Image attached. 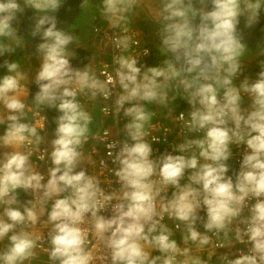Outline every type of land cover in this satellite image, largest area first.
<instances>
[{"label": "clouds", "instance_id": "9594fccd", "mask_svg": "<svg viewBox=\"0 0 264 264\" xmlns=\"http://www.w3.org/2000/svg\"><path fill=\"white\" fill-rule=\"evenodd\" d=\"M67 2L0 0V264H264V59L245 75L264 57V39L250 47L264 0H82L120 53L114 76L73 65ZM29 36L34 80L8 58Z\"/></svg>", "mask_w": 264, "mask_h": 264}, {"label": "trees", "instance_id": "16d2710c", "mask_svg": "<svg viewBox=\"0 0 264 264\" xmlns=\"http://www.w3.org/2000/svg\"><path fill=\"white\" fill-rule=\"evenodd\" d=\"M96 2L98 3L99 0H96ZM81 3H82V0H68L66 6L61 10L60 17H59L60 18V24L58 25V27H60L61 29L66 31V30L75 29V28L76 29H84L86 26L89 25V23L93 28L94 25L102 23V22H99L97 20L93 21L92 16L90 15V11L87 13V11L82 9ZM33 14H34L33 10H27L26 17H30ZM23 27L25 29H27V27H28L27 19H25V23H24ZM261 39H264V21H262L261 25L257 29L256 33L253 35V37L250 38V47L253 49V51H256V42L258 40H261ZM156 41L159 42L158 37H156ZM40 42H42V41L40 40L39 37L32 38L29 36L27 46L30 47V50H36V46ZM146 42L148 43L147 40H146ZM76 51H77V56H76V59L74 60V62H75V65L77 67L81 68L82 65H84L86 63V61L88 60L89 56L91 55L92 50H90L88 48H86V49L78 48ZM153 58H154V54H153ZM153 61H154V59H153ZM4 74H7L6 69H0V76H2ZM254 75H255V73H254ZM36 91H38V88L33 83L31 85V94L34 95ZM186 106H188V105H186ZM98 110H99V108H98ZM46 115H47V123L49 124V127H52L51 129L55 130V127H56L54 125L55 117L58 116L59 113L55 110V111H52V113L48 116V111H47ZM24 122H27V121H24ZM51 122H53V123L50 124ZM5 127L6 126L0 127V133H3Z\"/></svg>", "mask_w": 264, "mask_h": 264}, {"label": "built area", "instance_id": "2783aa9c", "mask_svg": "<svg viewBox=\"0 0 264 264\" xmlns=\"http://www.w3.org/2000/svg\"><path fill=\"white\" fill-rule=\"evenodd\" d=\"M97 21L99 22H102L100 21L98 18L96 19ZM103 23V22H102ZM94 26L95 27H99L101 29V31L99 33H97L95 30H94ZM93 26V30L95 32V34L99 37L102 35V37L104 38L105 37V32H104V24H96ZM109 34L111 33V29L108 30ZM100 38V37H99ZM145 47H151L147 42L146 40L142 37V42H141V51H143V48ZM108 51L110 52V56L104 60H101L100 57L95 64L97 65V67H102L104 64H107L109 65V73L112 74L113 76L115 75V69L118 67V65H116L114 63V60H113V57H115L116 55H119L120 53L117 51V50H114L113 48L111 47H108ZM151 55L149 56H144V57H141V62H143L144 60H146L147 58H149ZM111 101H108V102H104V103H110ZM249 101H247V98H246V103H248ZM103 106V103H101L100 105H98L97 107H102ZM182 108V107H181ZM189 107H184L182 108V110H184L185 112L189 111L188 109ZM47 116V115H46ZM123 123L124 121H122L121 123V127L123 126ZM48 133H49V130L47 128V120H46V127H45V130L44 132L42 133V135L45 136V140H46V143L45 145H43L42 147H48V142H49V139H48ZM175 133L170 135L169 136V143L168 144H163V143H155L153 145V148H154V155H159L160 153H163L166 149L168 151H171V147H170V144H171V141L175 138ZM116 138H119V139H122V137H116ZM235 151L237 152H242V149H235ZM239 156H237V158L233 159L231 161V164L233 166L234 169H238L239 168ZM33 161L35 162V155L33 157ZM50 166V163L47 162V161H42L39 163V166H38V171H40L41 173H46L47 171V167ZM109 166H111V164H109ZM24 195V194H23ZM25 196V195H24ZM26 197V196H25ZM27 198H30V197H27ZM205 213L202 212L201 215H204ZM247 214V213H246ZM105 215H110V213H105ZM237 250H243V251H247V249L245 248L244 245H239L237 244L233 249H231L230 251H232L233 253H237ZM221 251H225V250H221ZM214 261H215V257H214Z\"/></svg>", "mask_w": 264, "mask_h": 264}, {"label": "crops", "instance_id": "0c3cea01", "mask_svg": "<svg viewBox=\"0 0 264 264\" xmlns=\"http://www.w3.org/2000/svg\"><path fill=\"white\" fill-rule=\"evenodd\" d=\"M91 12V11H90ZM90 15L92 16V13H90ZM144 26H141L140 25V28L143 29L142 31V37L148 41L151 40V37L148 35V31L146 28H142ZM67 32H69L70 34H73L74 36H79L80 35V32L78 29H70V30H66ZM146 36V37H145ZM81 38V45L80 46H77L75 43L73 44H70L69 45V49H72V50H77L78 48H84L86 49L87 46L86 45H89V49L92 50L91 51V55L89 56L88 60L86 61V63L84 65H82L81 68L87 66L89 63H96L99 59V55H98V51L94 50V45H95V41L94 39H88V42H87V38L84 37L82 38L81 36H79ZM99 37L97 36L96 39H98ZM149 39V40H148ZM156 39V38H155ZM87 42V43H86ZM157 42V41H156ZM149 45H151V43H149ZM33 54V55H37L35 57V62H28V60L30 59V55L29 54ZM77 53V51H76ZM26 54V55H25ZM155 54V52L153 53ZM153 54H151V56H153ZM27 56V57H26ZM30 56V57H29ZM9 59L11 60H20V61H23L26 65V70L28 71L29 75H30V80H34V76L36 74V72L38 71L39 69V66H40V63H41V59L39 57V54L36 53V50H30V47L29 46H26L24 49L22 50H18L13 56L11 57H8ZM94 58V59H93ZM153 57H151V60H152ZM73 65L75 67H77L75 65V62L73 61ZM254 76V74H252ZM33 83L30 82L29 84V88H30V92H31V85ZM54 131V130H53ZM2 151H11V149H3ZM24 196V195H23ZM24 199H28L27 197L24 196ZM179 236V235H178Z\"/></svg>", "mask_w": 264, "mask_h": 264}, {"label": "rangeland", "instance_id": "374dc122", "mask_svg": "<svg viewBox=\"0 0 264 264\" xmlns=\"http://www.w3.org/2000/svg\"><path fill=\"white\" fill-rule=\"evenodd\" d=\"M89 11H91V10H88L87 13ZM90 13H92V11ZM101 24H103V23H101ZM142 28H144V27H142ZM78 30L80 32L79 36H81L82 38L86 37L87 38V42H88V39H94V41H95L94 50L98 51V55H99L101 60H104V59H106V58H108L110 56V52L108 51V47H104L103 45L100 44V40L103 39L102 35L99 36L100 38L96 39L97 35L95 34V32H94L92 26L90 25V23L84 29H78ZM86 46L89 49V45H86ZM253 53H254V56H255L256 51H253ZM29 55L31 57L29 56L30 59L28 60V62H35V57L37 55H33L31 53ZM153 59H154V61H153ZM163 59H164V57L160 56L158 53H155L154 54V58H152V60L151 59H146L143 63H147L149 66H157V65H159L162 62ZM258 59H264V57L256 56L252 60V62L250 63L248 69L245 72V75H249L252 78H255V75L253 76L252 74H254V73L256 74V72L259 70L258 63H257ZM186 105H187L186 103H182L181 107L184 108ZM186 107H188V106H186ZM47 111H48V116H49L52 113V111H55V110H46V112ZM97 112H98V108H97ZM52 123L53 122H51L50 124H52ZM54 125L56 126L55 122H54ZM47 128L49 130L48 139H49V142H50V140L53 138L54 131L51 129L52 127H49L48 123H47ZM21 199L24 200L23 194L21 195ZM176 239L179 241V236L178 235H177Z\"/></svg>", "mask_w": 264, "mask_h": 264}]
</instances>
